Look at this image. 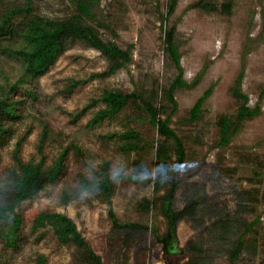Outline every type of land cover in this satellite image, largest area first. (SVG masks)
<instances>
[{
  "label": "rangeland",
  "instance_id": "374dc122",
  "mask_svg": "<svg viewBox=\"0 0 264 264\" xmlns=\"http://www.w3.org/2000/svg\"><path fill=\"white\" fill-rule=\"evenodd\" d=\"M200 1L218 5L231 2L232 13L206 12L198 7ZM168 5L169 0H98L91 8L92 16H85L84 21L96 27L105 42H113L129 52L131 59L125 68L112 76L89 80L93 73L105 71L108 63L98 51L76 43L34 84L37 100L27 103L30 111L14 127L9 143L0 149V180L16 167L13 152L21 134L27 133V137L20 158L39 159L37 146L43 121L49 128L42 147L44 167L51 166L63 148L69 150L64 174L58 182L18 208L23 223L17 248L6 245L2 235L6 227L0 229L3 264H37L39 256L45 257L44 264H87L81 250L73 245H59L49 228L32 232L33 220L43 210L72 218L104 264L170 263L152 230L135 231L128 249L127 242L111 236L113 220L106 203L88 193L74 197L78 176L93 177L92 172L107 161L114 182L112 210L117 220L155 227L159 237L166 233L160 201L148 212L142 210L141 204L164 195L167 188L155 196L151 182L155 176L151 175V180L138 176L133 165L139 161L143 169L151 170L156 164L157 131L146 120L141 122L137 118L145 113L134 109L129 102L116 116L88 127L92 115L100 108L95 105L79 120H72V114L98 98L103 88L135 91L152 102L161 119L169 120V126L182 142L186 157L178 169L180 183L175 208L182 209L191 198L200 197L204 201L197 219L185 218L177 227L179 247L193 240L201 254L177 256L176 263L230 264L229 253L241 234L243 221L251 223L258 217L256 232L245 235L246 246L236 264H264V203L250 204L249 214H235L240 190L259 188L261 194L264 192V185L258 187L245 180L258 174L264 182V0H178L171 15ZM28 6L32 11L15 16L11 22L13 28L21 29L33 18L69 20L78 14L76 0H0V20L13 8ZM168 31H173V41L179 45L182 80L186 83L173 91L176 106L168 99L170 87L179 75L167 50ZM3 44L17 47L21 43L19 39L0 35V45ZM0 68L15 79L21 72V63L0 55ZM240 73V90L249 98L248 106L258 108V113L241 122L237 134L221 146L218 119L237 111L239 104L230 89ZM86 79L87 83L78 85L72 92L66 91L71 80ZM211 88L212 94L200 108L198 118L193 119L191 110ZM31 89L34 90L32 85ZM127 130L141 134L137 140L140 149H121L124 142L118 137ZM109 134L113 136L111 140L105 138ZM71 142L80 148L81 155L69 146ZM167 146L173 147L171 143ZM65 190L71 197L66 205L61 197ZM126 232L127 229L119 236Z\"/></svg>",
  "mask_w": 264,
  "mask_h": 264
},
{
  "label": "trees",
  "instance_id": "16d2710c",
  "mask_svg": "<svg viewBox=\"0 0 264 264\" xmlns=\"http://www.w3.org/2000/svg\"><path fill=\"white\" fill-rule=\"evenodd\" d=\"M98 0H76L78 14L75 18L69 20H53L45 17H38L29 20L21 29L13 28L11 22L13 18L21 13L29 14L32 11L28 7H16L11 11L4 13L0 20V35L10 36L12 40L19 39L20 45L17 47L8 44L0 45V55H8L21 63V72L12 79L2 68H0V149L5 147L12 139L14 127L19 124L30 111L27 104L29 101H36L38 96L34 84H37L44 74L48 73L55 65L59 57H61L72 44H82L98 51L107 61L108 66L101 73H93L89 80L93 78H105L116 74L119 70L125 68L131 57L128 51L121 49L113 42H105L101 37L98 29L90 24H86L84 17H91V8ZM178 0H169L168 15H171L176 8ZM198 7L206 12H222L231 14L232 3L225 2L218 5L212 1H200ZM173 31H168L166 43L169 55L179 70L178 78L172 83L168 92V99L176 106L173 91L177 87H183L186 83L182 80L183 69L180 63V54L178 52L179 45L173 41ZM201 75V74H200ZM198 75V77L200 76ZM197 77V78H198ZM241 73L235 80V84L231 87L230 93L238 102V108L234 115H222L218 119V128L220 130L219 144L224 146L228 144L231 138L240 130V124L246 118L255 116L258 108H250L248 106L249 98L240 90ZM71 80L65 89L72 92L75 87L85 84L89 81ZM197 80V79H195ZM31 85L34 88L31 89ZM213 89L206 90L197 100L194 108L191 110L192 118L197 119L200 108L205 100L212 94ZM129 102L132 103L134 109L145 113L144 117H137L141 122L148 123L156 129L159 136L156 149V166H166V172L163 176V182L154 177L153 193L156 196L162 189L167 188L164 195L155 197L154 199L143 202L142 210L150 211L156 201H160V211L166 219V233L159 237L155 227L150 228L148 225L128 222L121 223L117 220L113 212V193L114 182L109 173L110 164L104 161L99 170L93 171V177L86 174L78 176L79 184L73 189L74 197L79 198L84 193L94 196L109 207V215L113 220L111 236L116 239H122L129 243L131 237L135 236V231H151L162 244V250L166 258L170 259L169 264H177L176 257L180 255L191 254L200 255L201 249L193 240H189L187 244L180 248L178 245L177 227L178 223L185 219H197L200 214V197L187 199L185 206L177 210L175 208V196L179 188L178 169L185 160V150L181 140L176 132L169 126V120H162L159 112L152 102L142 98L137 92H125L121 89L103 88L101 94L96 99H91L88 106L79 112L72 114V120L75 122L86 113L91 106L100 105V108L92 115L87 126L91 127L98 122L116 116ZM31 108V107H30ZM42 130L40 131V140L38 143L39 159L29 158L24 161L20 158L21 147L27 137V133L21 134L14 147L13 158L16 167L10 170L0 180V229L6 227V232L2 233L8 247L17 248L20 242L21 226L23 223L18 208L25 202L34 201L40 193L49 185H55L65 171V158L69 148H63L53 164L44 167L45 156L42 153L43 144L46 142L49 128L43 121ZM115 136V135H114ZM106 139L111 140L113 136L106 135ZM119 139L123 140L125 151H136L141 148L137 140L141 139V134L136 130H127L119 135ZM171 143L173 147H168ZM76 152L81 155L80 148L73 142L69 143ZM82 157V156H81ZM175 157V159H173ZM135 174L138 169L142 168L139 161L133 163ZM262 167V166H261ZM172 170V174H170ZM254 174L253 178H246L250 183H255L258 187L263 186L264 182ZM138 178V176L136 177ZM149 180H151L149 178ZM253 183V184H254ZM64 205L71 200L67 190L62 192ZM261 199V200H260ZM237 209L235 214L242 216L249 214V205L257 202L264 203V192L261 194L259 188L255 190L244 189L237 193ZM258 224V217L251 223L243 221V229L237 237L230 253V264H236L239 257L246 246L245 235L247 233L256 232L254 227ZM242 227V226H241ZM49 228L59 245L76 246L87 264H104L102 257L97 254L88 240L80 232L76 222L68 215L49 210L41 211L33 220L32 232H38L42 229ZM229 229V226L226 227ZM127 232L122 237L120 233ZM110 237V236H109ZM130 241V242H129ZM248 250H253L249 248ZM255 252V251H254ZM37 264H44L45 257L39 256ZM0 264L3 262L0 261ZM191 264H197L192 262Z\"/></svg>",
  "mask_w": 264,
  "mask_h": 264
},
{
  "label": "clouds",
  "instance_id": "9594fccd",
  "mask_svg": "<svg viewBox=\"0 0 264 264\" xmlns=\"http://www.w3.org/2000/svg\"><path fill=\"white\" fill-rule=\"evenodd\" d=\"M166 172V166L160 165L153 167L151 170L140 168L137 170L136 174L138 176H143L146 179L149 178L151 175H154L157 178L160 179L161 183L163 182V176Z\"/></svg>",
  "mask_w": 264,
  "mask_h": 264
}]
</instances>
